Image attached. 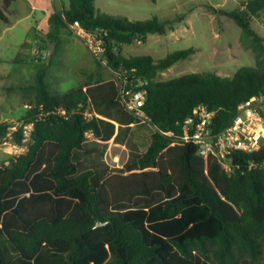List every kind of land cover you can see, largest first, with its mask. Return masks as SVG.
<instances>
[{
    "label": "trees",
    "instance_id": "obj_1",
    "mask_svg": "<svg viewBox=\"0 0 264 264\" xmlns=\"http://www.w3.org/2000/svg\"><path fill=\"white\" fill-rule=\"evenodd\" d=\"M68 1L49 17L46 38L58 43L75 21L89 32L104 29L113 72L146 82L143 110L155 131L145 152L133 151L123 168L111 169L98 141L119 137L111 121L135 122L134 115L125 123L107 111L121 102L117 81H86L61 92L44 68L32 83L8 87L36 92L18 121L34 122L35 129L29 149L0 167V264H264V146L234 153L229 175L180 141L182 123L198 107L215 113L212 128L220 133L241 104L264 94V38L250 24L264 15V0L229 13L256 67H242L233 77L203 73L167 81L158 75L189 59L194 48L160 60L120 51L166 35L186 14L132 21L100 12L95 0ZM15 2L0 0L2 22L10 23ZM38 58L52 62L23 45L9 62L33 65ZM14 124L0 122V142ZM98 153L101 161H92Z\"/></svg>",
    "mask_w": 264,
    "mask_h": 264
},
{
    "label": "rangeland",
    "instance_id": "obj_2",
    "mask_svg": "<svg viewBox=\"0 0 264 264\" xmlns=\"http://www.w3.org/2000/svg\"><path fill=\"white\" fill-rule=\"evenodd\" d=\"M249 1L157 0L154 3L151 0H95V6L102 13L124 16L132 21L186 14L185 20L166 35H150L145 44L136 42L122 47L120 51L124 57L149 55L160 60L176 51L194 48L195 53L189 59L158 75L157 80L167 81L187 74L203 73L233 77L242 67H256L253 53L246 50L242 43V30L229 17V13L242 10ZM68 7V0H16L10 9V23L0 20V122L16 124L28 110L36 92L9 90L8 87L32 83L40 69H48L53 84L61 92H67L86 81H117L118 76L111 69L106 55L100 59L94 56L72 29L62 31L60 41L54 43L52 54L48 57L52 62L33 65H13L9 62L23 45L27 46L32 56L47 57L51 47L46 38L50 30L49 17ZM250 24L264 38V15L251 17ZM107 111L125 123L131 116L122 102ZM117 124L116 135L119 137L100 143L98 151L103 152L102 160L111 169L123 168L133 151L145 152L155 131L147 120L136 117L132 124ZM8 152L3 149L0 158L9 159ZM91 160L100 162V154ZM59 262L62 263L61 260Z\"/></svg>",
    "mask_w": 264,
    "mask_h": 264
},
{
    "label": "built area",
    "instance_id": "obj_3",
    "mask_svg": "<svg viewBox=\"0 0 264 264\" xmlns=\"http://www.w3.org/2000/svg\"><path fill=\"white\" fill-rule=\"evenodd\" d=\"M71 29L85 42L94 56L100 59L105 54L106 48L102 35L105 33L104 29L89 32L79 21H75L71 25ZM116 74L120 100L126 111L136 118L148 121L143 110L146 102V93L143 87L146 82L137 79L134 84L129 82L125 73L118 72ZM263 109L264 94L251 98L238 107L237 115L231 125L224 131L216 133L212 128L215 113L210 112L204 106L198 107L194 115L182 123L180 141L195 145L201 157L206 161L211 158L217 160L222 168L231 175L233 173L232 156L234 153H252L259 151L264 146ZM34 129V122L16 123L11 127L7 137L0 142V152L3 149L9 150L10 158L7 160L0 158V167L8 166L13 156L20 155L29 149ZM16 134L20 135V142L15 139ZM167 135L172 136L173 134L168 132ZM87 138L94 139L93 134L88 133Z\"/></svg>",
    "mask_w": 264,
    "mask_h": 264
},
{
    "label": "water",
    "instance_id": "obj_4",
    "mask_svg": "<svg viewBox=\"0 0 264 264\" xmlns=\"http://www.w3.org/2000/svg\"><path fill=\"white\" fill-rule=\"evenodd\" d=\"M54 46H55L54 43H52L47 57L51 56ZM35 60L40 63V62H42L43 59L42 58L32 59V62ZM104 225L105 224H103V223H98L97 227H102Z\"/></svg>",
    "mask_w": 264,
    "mask_h": 264
},
{
    "label": "crops",
    "instance_id": "obj_5",
    "mask_svg": "<svg viewBox=\"0 0 264 264\" xmlns=\"http://www.w3.org/2000/svg\"><path fill=\"white\" fill-rule=\"evenodd\" d=\"M148 39V38H147ZM99 116V115H98ZM105 119V118H104ZM107 120H109V119H107ZM111 121V120H110ZM111 122H113L115 125H116V128L118 129V124L115 122V121H111ZM115 140V137L113 138V139H111L110 141H114ZM110 141H108V142H110ZM99 143H104L103 141H100Z\"/></svg>",
    "mask_w": 264,
    "mask_h": 264
}]
</instances>
